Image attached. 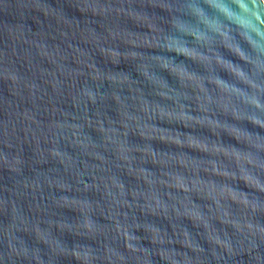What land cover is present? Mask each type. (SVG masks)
I'll list each match as a JSON object with an SVG mask.
<instances>
[{
    "label": "water",
    "instance_id": "1",
    "mask_svg": "<svg viewBox=\"0 0 264 264\" xmlns=\"http://www.w3.org/2000/svg\"><path fill=\"white\" fill-rule=\"evenodd\" d=\"M0 264H264V0H0Z\"/></svg>",
    "mask_w": 264,
    "mask_h": 264
}]
</instances>
